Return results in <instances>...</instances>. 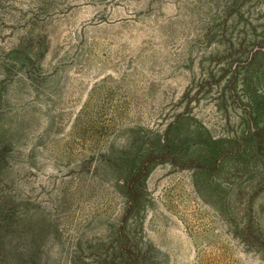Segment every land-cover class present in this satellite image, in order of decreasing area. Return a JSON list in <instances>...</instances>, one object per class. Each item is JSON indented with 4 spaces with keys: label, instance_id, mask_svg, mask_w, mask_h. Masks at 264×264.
<instances>
[{
    "label": "rangeland",
    "instance_id": "rangeland-1",
    "mask_svg": "<svg viewBox=\"0 0 264 264\" xmlns=\"http://www.w3.org/2000/svg\"><path fill=\"white\" fill-rule=\"evenodd\" d=\"M0 264H264V0H0Z\"/></svg>",
    "mask_w": 264,
    "mask_h": 264
}]
</instances>
